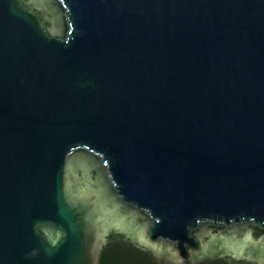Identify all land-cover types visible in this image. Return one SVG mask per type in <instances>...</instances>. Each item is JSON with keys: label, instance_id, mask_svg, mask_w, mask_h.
<instances>
[{"label": "water", "instance_id": "obj_1", "mask_svg": "<svg viewBox=\"0 0 264 264\" xmlns=\"http://www.w3.org/2000/svg\"><path fill=\"white\" fill-rule=\"evenodd\" d=\"M264 264V0H0V264Z\"/></svg>", "mask_w": 264, "mask_h": 264}, {"label": "trees", "instance_id": "obj_2", "mask_svg": "<svg viewBox=\"0 0 264 264\" xmlns=\"http://www.w3.org/2000/svg\"><path fill=\"white\" fill-rule=\"evenodd\" d=\"M100 264H177L156 256L124 235L112 232L102 250ZM208 264H256L229 256L218 257Z\"/></svg>", "mask_w": 264, "mask_h": 264}, {"label": "rangeland", "instance_id": "obj_3", "mask_svg": "<svg viewBox=\"0 0 264 264\" xmlns=\"http://www.w3.org/2000/svg\"><path fill=\"white\" fill-rule=\"evenodd\" d=\"M157 258V257H156ZM157 259H160V258H157ZM163 260V259H162ZM165 261H167V260H165Z\"/></svg>", "mask_w": 264, "mask_h": 264}]
</instances>
